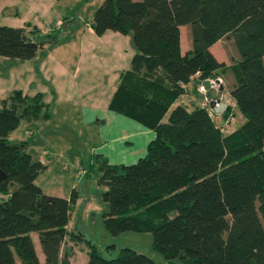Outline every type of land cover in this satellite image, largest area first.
<instances>
[{
  "label": "trees",
  "instance_id": "1",
  "mask_svg": "<svg viewBox=\"0 0 264 264\" xmlns=\"http://www.w3.org/2000/svg\"><path fill=\"white\" fill-rule=\"evenodd\" d=\"M182 25L191 26L193 41L184 53ZM90 27L132 37L135 52L108 108L155 132L134 163L97 160L107 231L151 233L152 249L167 264H264V0H103ZM36 30L0 23V56L33 58L45 43L33 38ZM225 36L241 55L232 65L211 51ZM228 69L246 120L224 132L208 109L177 101L197 73L203 80ZM42 96L15 89L0 98V264H41L32 233L42 264H71L64 239L82 237L66 231L74 192L67 199L45 194L36 179L48 164L32 157L26 140H7L22 121L49 117ZM86 244L87 264H154L130 248L107 260Z\"/></svg>",
  "mask_w": 264,
  "mask_h": 264
},
{
  "label": "rangeland",
  "instance_id": "2",
  "mask_svg": "<svg viewBox=\"0 0 264 264\" xmlns=\"http://www.w3.org/2000/svg\"><path fill=\"white\" fill-rule=\"evenodd\" d=\"M102 1L16 0L14 7L7 9L10 12L2 11L0 7L1 24L17 27L31 23V27L39 28L33 38L45 43L31 63H38L39 59L46 60L44 68L41 69V73L44 72L49 77L46 80L49 87L46 96L50 94V99L60 97V100L51 105L47 103L48 118H42L44 121L40 122L22 121L7 140L10 143L26 140L30 144L32 157L48 164V168L40 173L36 180V184L45 194L68 197L74 192L75 204L67 231L69 234L82 236L73 238L79 247L76 249L72 246V254H78L73 258L74 262L80 264L79 259L84 257V252L87 251L88 254L86 241H89L107 260L117 257L121 249L130 248L149 256L154 264H167L163 256L152 249L151 233L126 232L113 237L104 224V213L108 212L109 208L102 201L105 188L97 184V160L105 157L111 164L133 163L145 153V145L151 138L146 140L140 135L138 139L127 140L131 142L126 143L127 147L116 149L104 143L117 136L119 131L115 129L114 117L108 110H103V105L108 107L120 72L124 70L122 67L125 62L130 64V47L134 46L132 37L128 34L129 40L120 33L121 42L115 46L111 42H105L103 36L89 33L94 11ZM30 3L33 7L29 6ZM58 18L62 25L56 23ZM43 29L49 31L43 33ZM233 40L232 36H227L224 42L215 48L230 65L236 62L233 56L237 54ZM51 42L54 46L49 44ZM186 43H189V39ZM6 58L8 57L0 56V79L7 82L10 88H4L0 94L1 98L6 97L15 84L11 78H7L8 75L11 76V70L15 69L11 67L15 58L4 60ZM22 60H16L15 63L20 65L19 61ZM57 65H64L71 76L70 86H63V95L60 89L57 92V86L50 80ZM42 97L44 101V95ZM92 101L98 104L96 108L90 105ZM181 102H186V98L179 97L177 103ZM210 110L213 115V109ZM97 119L104 120V123H98ZM164 119L167 120V116ZM245 120V116L236 109L234 121L227 131L237 129ZM129 121L131 124L125 125L130 128L141 126L136 120ZM215 122L219 127L224 120L221 124L218 120ZM26 130L32 134H26ZM34 236L39 244L36 235ZM17 263L20 264L19 261Z\"/></svg>",
  "mask_w": 264,
  "mask_h": 264
},
{
  "label": "crops",
  "instance_id": "3",
  "mask_svg": "<svg viewBox=\"0 0 264 264\" xmlns=\"http://www.w3.org/2000/svg\"><path fill=\"white\" fill-rule=\"evenodd\" d=\"M14 1H16V0H0V7H1L2 11L7 10L8 8L14 7V5H15ZM29 6L33 7V5L31 3L29 4ZM6 12H10V11L7 10ZM56 23L62 25V23L60 22L59 18L56 20ZM187 29H189V32H187ZM47 31H49V30L43 29V33H47ZM89 33H91V34L95 33L94 30L91 27H89ZM119 34H120V32H116V31L115 32H111V30H106L104 32V34H101L100 36H103V39H104L105 42H111L113 45L117 46V44H119L121 42V39H120L121 36ZM124 35L127 36L128 40H129V36L127 34H124ZM225 38H227V36L223 37L222 39L217 41L215 44H213L211 46V51L215 54V56L221 62H225L227 65H230V63H228V61H226L224 59V57L222 56V53H219L217 50H215L216 46H218L219 44H222L224 42ZM187 39H189V43L188 44L186 43ZM192 42L193 41H192V28H191V26L190 25H182V26H180V47H181V52L184 53V52L188 51L189 49H191L192 45H193ZM232 42H234V40ZM49 44L54 46V43H52V42L49 43ZM55 44H56V42H55ZM118 47H121V46H118ZM130 52H131L132 55L134 54V52H135L134 47L133 48L130 47ZM117 54H122V53H117ZM233 57H234L233 60L236 61V62L241 59V55H240L238 49H237V54H235ZM4 60H11V59L6 58ZM16 60H20V59L15 58V60L12 61L13 63L11 64V67L13 66V67H15V69L11 70V76L10 75L7 76V78H11V81H14V83H15V84H13L14 87L11 90L21 89L23 91V93L28 94V95H33L37 91L38 92H42L43 95H44V101L46 103H48L49 105H51L53 102H56V101L60 100L59 96H57L56 98H52V99H50L51 98L50 94L48 96H46V94L48 93L47 91L49 90V87H48V84L46 83V80H48L49 77L46 76L44 74V72L41 73V69L44 68V63H45L46 60H44V59L40 60L39 59L38 63L34 62L32 64L31 61L35 60V56H34L33 58H30V59H25V60L21 59L22 61H19L20 65L15 63ZM128 66H129V62H128V65L125 62V64L122 67V69H126V68H128ZM231 72L232 71L230 69H228L225 73H221L219 75L213 76V78L221 77L222 80L225 82V89L229 90V91L231 90L232 85L235 83L234 74L231 73ZM50 80L52 81V83H54V85L57 86V87L55 86L56 89L58 88L57 92L60 89L61 93L63 92V86L65 84L70 86V84L72 82L71 81V76H70L68 70L64 67V65L55 66V69L53 71V75L51 76ZM54 81H56V82H54ZM228 81H229V84H228ZM201 82H202V79L199 77V75H195L194 77H192L191 81L186 84V90H187L186 94H183L180 97V98H182V97L186 98V102H184V104L188 105V107L190 109L195 108L197 106H200V104H201V102H202V100L204 98V94L198 91V87L201 84ZM8 87L10 88V85L7 82H5L4 80L0 79V94L2 93L4 88H8ZM11 90H9L7 92L8 93L7 95H9L11 93L10 92ZM50 93H52V92L50 91ZM55 93H56V90H55ZM63 93L61 95H63ZM211 93H212V95H214V97H218L219 96V92L216 93L215 91H211ZM0 98H1V96H0ZM49 101H51V102H49ZM90 105L92 107L96 108V106L98 104H96L95 101H92L90 103ZM103 110H105V111L108 110V112L111 113V115L114 117V120H115V125H116L115 129L116 130L118 129V131H119V134L117 136H114V137L110 138V140H106L104 142L105 144H109L111 147H113L115 149L116 148H121V147H127L126 143H131V142L127 141V140L138 139L140 137V135H141L146 140L151 138L145 145V152H146L147 144L155 136L154 130L145 127L143 124L139 123L138 121H136V122L141 124V126H135L134 128H130V127L126 126L125 124H131L129 119L130 120H134V119L129 118V117L124 116V115H123L124 117H117V116L122 115V114L115 113V112L111 111L105 105H103ZM212 118L214 119V121L218 120L219 123L221 124L223 122L224 118H225V111L223 109L222 110H220L218 108H217V110L215 109L214 112H213ZM242 119H243V117H242ZM40 121H44V119L40 118V119L36 120L35 122H40ZM96 121L98 123H104V120L97 119ZM243 121H244V119H243ZM26 122H29V121H26ZM232 130H234V129H232ZM11 134H12V132L9 134V136ZM117 144H118L119 147L117 146ZM119 151H120V149H119ZM144 155H145V153L142 156H144ZM142 156H140V157H142ZM113 164H126V163L121 162V163H113ZM69 196L68 197L61 196V197L67 199V198H69ZM70 219H69V221H70ZM68 224H69V222H68ZM68 224H67V226H68ZM67 226H66V231H67ZM67 234H69L68 231H67ZM34 235H36V238L38 239V243L39 244L36 243ZM31 238H32V241L34 243V248H35V252H36L38 261L42 264L45 261V256H44V254L42 252V247H41V244H40V241H39L38 234L32 233L31 234ZM67 238L68 237H65L63 246H65L66 248L70 249L71 250V254H72V251H73L72 248L74 247L76 249H79V247L76 245L77 243H74L72 241L66 240ZM68 244L70 246H68ZM39 250H40V253H39ZM71 254H70V258H69L70 263L71 264H77L76 262L73 261V258H75L78 254L77 253H74L72 255ZM79 260H80V264H87V261H88L87 251L84 252V257H81Z\"/></svg>",
  "mask_w": 264,
  "mask_h": 264
},
{
  "label": "built area",
  "instance_id": "4",
  "mask_svg": "<svg viewBox=\"0 0 264 264\" xmlns=\"http://www.w3.org/2000/svg\"><path fill=\"white\" fill-rule=\"evenodd\" d=\"M196 75H199V73H197ZM206 79H209L211 81V84H210L211 91H215L216 93L219 92V96L214 97L212 93L208 95L209 91L207 90L205 84L203 83V81L205 80L203 79L201 84L198 87V91L204 94V98L200 106L208 109L211 115H212V112L210 108L213 109L212 111L215 110L214 108L210 106L211 101H215L216 108L220 110L223 109L225 113L228 110V114L227 116H225L223 124L219 126L222 131L227 132L231 123L234 121V114L237 108V102L235 98L232 96L231 92L225 89V82L222 80L221 77H218V78L208 77ZM223 102H225L226 105L221 109V105ZM25 133L29 134L31 133V131L26 130Z\"/></svg>",
  "mask_w": 264,
  "mask_h": 264
},
{
  "label": "water",
  "instance_id": "5",
  "mask_svg": "<svg viewBox=\"0 0 264 264\" xmlns=\"http://www.w3.org/2000/svg\"><path fill=\"white\" fill-rule=\"evenodd\" d=\"M203 83L205 84L207 90L209 91V94H208V95H210V93H211V85H210V84H211V81H210L209 79H205V80L203 81ZM225 105H226V103L223 102L222 105H221V109H222ZM210 106H211L212 108H214V109L217 110V108H216V106H215V101H211ZM5 178H6L5 173H4L3 171L0 170V182L4 181Z\"/></svg>",
  "mask_w": 264,
  "mask_h": 264
}]
</instances>
